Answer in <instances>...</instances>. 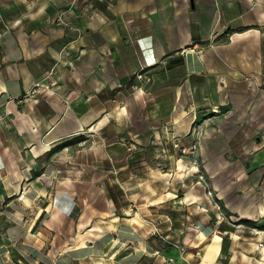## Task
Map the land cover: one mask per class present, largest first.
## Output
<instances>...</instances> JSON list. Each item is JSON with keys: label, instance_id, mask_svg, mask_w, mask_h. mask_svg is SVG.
<instances>
[{"label": "crops", "instance_id": "0c3cea01", "mask_svg": "<svg viewBox=\"0 0 264 264\" xmlns=\"http://www.w3.org/2000/svg\"><path fill=\"white\" fill-rule=\"evenodd\" d=\"M159 143L225 220L140 180ZM263 233L264 0H0V264H259Z\"/></svg>", "mask_w": 264, "mask_h": 264}, {"label": "rangeland", "instance_id": "374dc122", "mask_svg": "<svg viewBox=\"0 0 264 264\" xmlns=\"http://www.w3.org/2000/svg\"><path fill=\"white\" fill-rule=\"evenodd\" d=\"M193 145H195V143H193ZM192 145V146H193ZM171 148V149H170ZM175 148H180L181 149V156H186L185 159H183L186 163V167H187V162L190 161V163H194V164H198L199 165V160L197 158H192L190 155V151L187 150L183 151V149L181 148V146L179 144L175 145ZM172 146H169L167 144H157L156 146H154V148L147 152L144 153V160H145V164L144 165H138V163L133 162L131 165L133 166V168L135 170L144 171L143 177L140 178V180H144L147 177V172H153L157 174H170V178L168 179H172L175 180L174 183L178 184L180 183L179 181H184L187 183V193H194V192H198L199 190V185L197 184V182H199L198 180V176L195 173H191V171L189 170V168H185L187 170V174L183 175L184 173L179 172L177 169H182V167L177 166L178 163V159L181 158L180 154L176 152V154L172 155ZM190 155V158H189ZM132 168V167H130ZM192 168H195L197 170V167L193 166ZM195 174V175H194ZM168 177V176H167ZM206 179V178H205ZM207 181V179H206ZM173 181H170V184ZM208 183V181H207ZM168 184V185H170ZM173 184L172 187L175 188L177 185ZM181 185V184H178ZM198 187V188H197ZM193 201H198L201 202L199 199L195 200L193 199ZM189 203L187 202V207H189ZM195 211H199V209H192L190 211L187 210V214L191 213L190 215L193 216ZM215 211L218 214H221V210L218 212L216 209ZM222 220H225L226 217L224 215L221 214L220 217ZM244 231H246L245 227L240 228Z\"/></svg>", "mask_w": 264, "mask_h": 264}, {"label": "built area", "instance_id": "2783aa9c", "mask_svg": "<svg viewBox=\"0 0 264 264\" xmlns=\"http://www.w3.org/2000/svg\"><path fill=\"white\" fill-rule=\"evenodd\" d=\"M56 22L58 23H63L61 16H59L56 19ZM136 78L141 80L143 79V75L141 74H137ZM193 148H195V145H193ZM195 166L198 168V165L195 164ZM199 169V168H198ZM198 176V180L199 183H201L206 191V196L207 198L210 200V203L212 205L213 208H215L218 212L221 210V206L217 203V201L215 200V196L213 195L209 184L207 183L204 174L201 172V170L199 169L198 173L196 174Z\"/></svg>", "mask_w": 264, "mask_h": 264}, {"label": "bare ground", "instance_id": "6f19581e", "mask_svg": "<svg viewBox=\"0 0 264 264\" xmlns=\"http://www.w3.org/2000/svg\"><path fill=\"white\" fill-rule=\"evenodd\" d=\"M199 171V169L197 168V172L195 174H197ZM264 235V233H263ZM200 241L205 239V236L203 233L200 234L199 236ZM220 240V238L216 235L213 239V241L211 243H208L206 245V250H207V257H210L211 255H213V252L218 251V245L217 242ZM264 251V248H263ZM261 262L259 264H264L263 260H260ZM256 263V262H255ZM96 264V263H95ZM97 264H102V263H97Z\"/></svg>", "mask_w": 264, "mask_h": 264}]
</instances>
